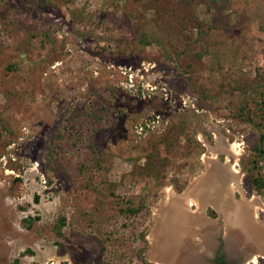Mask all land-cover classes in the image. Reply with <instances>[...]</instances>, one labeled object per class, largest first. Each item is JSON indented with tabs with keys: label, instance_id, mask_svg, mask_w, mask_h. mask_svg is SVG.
I'll return each instance as SVG.
<instances>
[{
	"label": "rangeland",
	"instance_id": "rangeland-1",
	"mask_svg": "<svg viewBox=\"0 0 264 264\" xmlns=\"http://www.w3.org/2000/svg\"><path fill=\"white\" fill-rule=\"evenodd\" d=\"M246 15L202 0H0V264H187L176 245L199 250L211 237L216 250L202 260L214 264L221 239L264 233V196L248 187L241 164L260 135L259 90L246 89L264 69V30ZM148 21L180 60L141 45ZM208 26L237 36L248 57L200 55ZM181 122L191 146L183 152L186 135L177 136L166 183L134 174L152 138ZM217 199V216L205 218ZM240 207L251 219L239 221ZM175 208L204 227H174L154 260L159 213ZM182 229L188 234L177 235ZM257 258L250 264H264Z\"/></svg>",
	"mask_w": 264,
	"mask_h": 264
},
{
	"label": "trees",
	"instance_id": "trees-1",
	"mask_svg": "<svg viewBox=\"0 0 264 264\" xmlns=\"http://www.w3.org/2000/svg\"><path fill=\"white\" fill-rule=\"evenodd\" d=\"M209 8L218 7L219 9H233L238 12L247 10V19L250 23L258 22L260 29L264 30V0H202ZM202 39L204 41L205 49L200 55L204 54H218L223 56H231L235 59H243L248 57L245 46L241 43V40L237 36L229 35L222 30H216L214 28H201L200 30ZM139 41L141 45L147 46L151 44H158L165 50V58L168 62L175 63L182 57V53L170 49L162 39L161 35L157 32L149 21L146 23L143 31L140 34ZM256 77L253 80L246 92L252 90H259L258 104L260 121L255 125L257 126L260 135L256 143L252 147V152L248 157L241 158V164L244 172L246 173V183L249 188L255 190L258 194L264 196V69L262 67H256ZM242 112L245 107L241 108ZM186 124L181 122L179 125H174L173 128L164 135H156L151 140V148L143 156L146 160V164L140 167H134V174H137L141 179L153 180L157 186H162L166 183L168 178V171L171 166V159L174 155V151L182 149L186 153V147L191 146V138L186 131H183ZM185 134L188 142V146L180 145L177 141V136ZM182 146V148L180 147ZM181 148V149H180ZM96 150V149H95ZM100 154L101 151L97 150ZM139 157V156H137ZM53 165L50 164V167ZM20 180V179H19ZM187 182H182L178 185L177 190L182 192L186 187ZM144 205V204H143ZM137 209L126 208L123 211L129 213H135ZM133 211V212H132ZM209 215L217 216V211L210 208ZM212 212V213H211ZM66 224V219L62 218L59 222L58 232L61 234L62 228ZM142 240L146 242V235L142 233ZM147 248L141 247L137 250V254L140 255ZM217 264H228L224 259L218 257L216 259ZM145 264H157L149 261H145Z\"/></svg>",
	"mask_w": 264,
	"mask_h": 264
},
{
	"label": "bare ground",
	"instance_id": "bare-ground-1",
	"mask_svg": "<svg viewBox=\"0 0 264 264\" xmlns=\"http://www.w3.org/2000/svg\"><path fill=\"white\" fill-rule=\"evenodd\" d=\"M222 171H224V170H222ZM227 180H228V177H225ZM196 182V181H195ZM197 184L196 183H192L191 185H190V187H189V191H192L194 188H195V186H196ZM216 199V198H215ZM219 199V198H218ZM217 199V202H219L220 200H218ZM192 202H194V205L193 206H195V205H197V209L195 210V212H199L201 209H202V202H201V200L200 199H198V198H196V197H191V199H190ZM216 201V200H215ZM216 202V203H217ZM221 203V202H220ZM219 204V203H218ZM172 205V204H171ZM168 206V207H170L169 208V210L172 208V206ZM192 205V204H191ZM221 205V204H220ZM181 210V209H180ZM180 210H176V208H175V210L174 209H172L171 211H168L169 213H166L165 214V216H163V215H161L160 213H159V216H158V220H157V223H156V225H155V227H154V229H153V231H152V235L150 236V238H154L153 236H155V238H157V240L159 241L158 243L157 242H155L154 241V249H153V251H152V253H151V255H152V258H154V260H157V261H161V258L164 256V254H163V252L164 251H166V249L168 248V246H169V243H170V240H172V237H174L173 236V234L175 233V228L174 227H176V226H178L179 224H181V223H185L186 221L189 223V222H191V223H189L188 225H190L189 227L191 228L190 229V232L189 233H192V232H194L195 231V229L196 228H201V227H204V226H196L194 223H193V221H191L192 219H185V217H184V215L182 214V213H180ZM186 210V209H185ZM173 211V212H172ZM164 212V211H163ZM198 215H199V213H198ZM236 215H237V217L238 218H240L239 219V221H244L245 220V218H248V220L249 219H251V218H249L250 216L248 215V213L246 212V210H245V207H240V208H237L236 209ZM238 220V219H237ZM247 220V219H246ZM163 224H162V223ZM248 222V221H247ZM243 223V222H242ZM161 224H162V228L160 229V227H161ZM197 224V223H196ZM177 229V228H176ZM186 233L188 234V232L185 230H183L182 229V231H180L179 230V233L177 234V235H186ZM255 235H256V239H258V241L256 240V242H259V244L257 245H255V248H254V250L258 247L259 248V245H262V247L264 246V233H261V232H259V231H256V233H255ZM175 241V240H174ZM188 241H190V240H188ZM190 245L193 243V241H191V242H188ZM175 244V243H174ZM177 247H176V250L179 252L178 254H176L177 256H176V259L178 260V259H180V258H184V257H182V256H187V258H188V250H190L191 249V247L192 246H188V247H186L185 246V248H183L182 249V246H181V244L179 245H176ZM264 249V248H263ZM181 250H186V252H183V251H181ZM260 251V250H259ZM264 251V250H263ZM180 257V258H179ZM164 258V257H163ZM186 258V260H187V264H189V258L187 259ZM252 262H254V263H256V262H258V258L257 257H254L253 258V260H251ZM196 263L197 264H201L200 263V261H199V263H198V260H196ZM174 264H177V263H175V261H174ZM181 264V263H180ZM192 264H193V261H192ZM244 264H250V261H247L246 263H244Z\"/></svg>",
	"mask_w": 264,
	"mask_h": 264
},
{
	"label": "water",
	"instance_id": "water-1",
	"mask_svg": "<svg viewBox=\"0 0 264 264\" xmlns=\"http://www.w3.org/2000/svg\"><path fill=\"white\" fill-rule=\"evenodd\" d=\"M244 230H245L244 234L241 233L240 231H238L237 233H236V231H234L233 233H236V234H233V235L230 234L229 237H227V239L225 240L224 250L227 252L228 261H231L234 258V256L236 255V258L244 259V260H241L242 261L241 263L244 264L247 261H250V263H251L252 262L251 260H253L254 257H258V255L260 256V254H258L257 252H255V250L252 249L251 241L250 240L248 242L245 241L247 236H250L253 234H251V232L248 233L247 228H244ZM208 243H209V245H208ZM208 243L206 244V246L203 249H199V250H198V248L196 249L192 246L188 252V254H189L188 258L194 257V255H195L198 258V260H200L201 264H205L202 259H204L206 256L207 257L211 256L210 253L216 250L218 240L214 237H211V239L208 241ZM241 245H244L245 247L243 249L241 248V250L238 251L240 249ZM157 264H159V263H157Z\"/></svg>",
	"mask_w": 264,
	"mask_h": 264
},
{
	"label": "crops",
	"instance_id": "crops-1",
	"mask_svg": "<svg viewBox=\"0 0 264 264\" xmlns=\"http://www.w3.org/2000/svg\"><path fill=\"white\" fill-rule=\"evenodd\" d=\"M216 189H218V188H216ZM215 189V190H216ZM208 192H209V190H205V191H203V193L201 194L202 196H203V198L205 199V200H210V197L208 198ZM205 195V196H204ZM220 200H222V199H220ZM217 202V201H216ZM220 202L221 201H219V204H220ZM218 204V202L217 203H215L213 206L215 207V208H219V205ZM219 205V206H218ZM218 206V207H217ZM206 215V217L205 218H210L209 216H208V214H205ZM212 219V218H211ZM241 233H245V230H242V231H240ZM255 238H257L256 236H252V240H251V246H252V249H253V247H254V245H258L259 244V242H256V240L258 241V239H256L255 240ZM255 248V247H254ZM264 246L262 247V245H259V248L257 247L256 249H255V251L258 253V254H260L261 256H264ZM254 250V249H253ZM258 250H260V252H258Z\"/></svg>",
	"mask_w": 264,
	"mask_h": 264
},
{
	"label": "flooded vegetation",
	"instance_id": "flooded-vegetation-1",
	"mask_svg": "<svg viewBox=\"0 0 264 264\" xmlns=\"http://www.w3.org/2000/svg\"><path fill=\"white\" fill-rule=\"evenodd\" d=\"M213 208H214V210L217 211V208H215V207H213ZM217 212H218V211H217ZM208 216H210V215H208ZM224 244H225V242L223 241V239H221L220 246H219V248L217 249L216 256H215V258H214V264H217V263H216V259H217L218 257L224 259L228 264H234L233 262L228 261V259H227V252L224 250V246H225Z\"/></svg>",
	"mask_w": 264,
	"mask_h": 264
},
{
	"label": "built area",
	"instance_id": "built-area-1",
	"mask_svg": "<svg viewBox=\"0 0 264 264\" xmlns=\"http://www.w3.org/2000/svg\"><path fill=\"white\" fill-rule=\"evenodd\" d=\"M151 87H152V90H153V86L151 85V84H149ZM165 95H166V99H169V93H165ZM183 98V104L186 106L187 105V103L188 102H194L195 101V99L194 98H191V97H188V99H186L185 97H182ZM194 100V101H193ZM177 102V101H176ZM175 102V103H176ZM195 105V104H194ZM161 120V116H159L158 115V119H157V121H160ZM153 122H156V120H154ZM148 126H150L149 124H147ZM43 179H42V181H43V183L44 184H47V180L45 179V177H44V175H43V177H42Z\"/></svg>",
	"mask_w": 264,
	"mask_h": 264
}]
</instances>
